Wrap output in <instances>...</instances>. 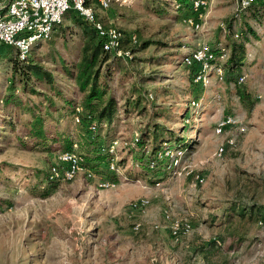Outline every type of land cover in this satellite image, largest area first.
<instances>
[{"label":"rangeland","instance_id":"1","mask_svg":"<svg viewBox=\"0 0 264 264\" xmlns=\"http://www.w3.org/2000/svg\"><path fill=\"white\" fill-rule=\"evenodd\" d=\"M181 1L186 2L126 0L102 9L91 0L97 18L120 28L124 47L134 53L109 75L105 66L100 78L120 107L113 122L103 125L101 139L105 147L117 139L118 147L108 161L84 164L73 180L52 182L49 173L65 150L63 138L77 142L78 152L86 141L73 112L84 92L65 70L79 58L85 40L80 28L68 11L52 38L30 54L29 62L53 72L59 94L46 85L27 92L20 84L14 91L45 116L46 144L29 134L32 114L2 100L17 56L15 47L3 46L0 264H264V210L254 219L229 217L237 204L264 206V11L255 15L254 9L240 7V0H212L196 28L185 21L193 10L178 6ZM246 32L237 82L229 76L207 88L194 82L197 67L182 61L186 52L203 44L231 46ZM228 112L247 131L219 158L216 150L226 139L214 127ZM5 117L13 125L3 122ZM155 126L168 139L156 151L159 165L147 172L136 162L146 149L152 152ZM145 130V146H140L136 138ZM180 147L186 152L170 166L174 158L167 150ZM109 162L119 169H110ZM198 174L204 182H197ZM103 180L116 185L102 187ZM143 198L150 203L135 205ZM185 222L192 224L190 231ZM176 224L181 225L177 233Z\"/></svg>","mask_w":264,"mask_h":264},{"label":"built area","instance_id":"2","mask_svg":"<svg viewBox=\"0 0 264 264\" xmlns=\"http://www.w3.org/2000/svg\"><path fill=\"white\" fill-rule=\"evenodd\" d=\"M212 0H191L192 14L186 17L185 21L193 27L200 28L202 10L207 8ZM259 0H240V7L247 9L253 2ZM102 9H109L113 3H123L126 0H96ZM181 4L178 3V6ZM76 10L80 15L92 21L99 35L104 37V47L106 50L124 55L131 59L133 52L131 48L124 47V33L114 25H107L99 20L96 9L91 0H0V56L3 46L12 45L17 48L24 57L40 42L52 38L54 30L62 24L65 14L70 9ZM201 9V11H199ZM239 33H235L238 37ZM138 41L137 36L132 37V42ZM230 56V47L225 43L214 45L203 44L192 51L186 52L182 56V61L189 66H196L194 82L207 88L214 83L215 79L225 80L227 76V62ZM245 76L241 77L244 80ZM83 106L76 105L75 121H82ZM89 129L94 134L98 129V123L93 121ZM247 131V126L239 120L232 112L225 113L216 123L214 132L218 136H223L226 140L220 142L216 150V155L222 158L229 147L237 145L239 135ZM166 143V142H165ZM118 147V140L113 139L108 149L115 152ZM187 148H170L168 154H172L173 160L170 166L177 165ZM106 150V147H103ZM109 168L118 170L114 162L108 163ZM154 166V164L152 165ZM84 167V158L76 150H60L57 154V161L50 168L49 178L54 181H69L77 177ZM198 183L205 181L201 174L196 176ZM160 181L157 182L160 185ZM102 187H112L116 185L114 180H103ZM150 200L143 198L135 205H148ZM180 224L175 225V233L178 232ZM186 231H190L192 224L185 222L183 225Z\"/></svg>","mask_w":264,"mask_h":264},{"label":"trees","instance_id":"3","mask_svg":"<svg viewBox=\"0 0 264 264\" xmlns=\"http://www.w3.org/2000/svg\"><path fill=\"white\" fill-rule=\"evenodd\" d=\"M184 1H186L184 4H187L188 8L192 11L191 0ZM180 4V6L184 5L182 1ZM247 9H254L255 15H258L260 11H264V0L253 2ZM69 11L71 13V17L74 19V24L80 28L79 33H81L85 39L81 47L78 60L71 61L65 65L67 73L75 80L79 90L84 92L83 101L80 103L83 106L84 112L82 113V121L78 123V125L85 129L84 137L86 141L80 142V144H83V150L78 153L83 156L85 165L90 164L92 166H98L100 163L108 161L113 153L110 152L108 147H106V150H103V147L106 145L104 146V142H102L100 131L104 124H111L113 122L120 108L118 99L113 95H108V86L105 82L102 83L100 78L103 74L105 66H107V74L109 75L113 67L117 64H124L123 61L128 63L131 59L124 55H118L117 53L106 50L104 47V37L98 34L93 22L80 15L72 8ZM238 37H240V34ZM247 38L248 36L246 32V38L233 40L231 46H229L230 56L227 62L228 71L226 77L228 78L229 76L228 79H230V81L237 82L238 76H236V73H238L239 76L241 75L240 71L246 57ZM32 50L27 52L23 57L21 52L16 48L17 56L13 60L8 93L3 96L2 100L6 105H18L24 111L30 112L32 114V118L28 121V125L30 127L29 134L36 138L40 144H46L48 138L46 134L45 116L40 112H37L36 106L25 105L22 100L14 96V91L20 84L22 85L24 91L27 92L29 90L37 92V86L45 85L50 87L51 90L56 91L58 94L61 92L55 83L56 78L53 72L41 63L29 62ZM132 52L134 53L133 48ZM27 62H29V64L21 66ZM75 111L76 106L74 107L73 112L75 113ZM2 121L13 125L11 117H5ZM93 121L98 123V129L94 134L89 129V125ZM147 133L148 131L145 132L144 135L141 133V135L136 138L138 145L145 146L143 136H146ZM152 134V152L151 150L146 149L145 153H142V156H139L138 162H136L137 166L142 167L147 172L154 171V168L159 165L157 162L158 159L156 151L162 145V142L167 141L166 139H168L164 138L166 136H164L163 129L159 126H155L153 128ZM63 139V147L65 150H75V145L78 146V143L73 142V140L69 137H65ZM185 146L188 145L186 144ZM129 149L133 152L136 151V148L133 146H129ZM153 164L155 166H152ZM49 180L54 182V180L50 178ZM233 210L235 212L232 215L230 214L229 217L239 216L240 219H244L248 216V218L254 219L255 214L260 215L262 213L264 206L255 207L237 204L234 205Z\"/></svg>","mask_w":264,"mask_h":264},{"label":"crops","instance_id":"4","mask_svg":"<svg viewBox=\"0 0 264 264\" xmlns=\"http://www.w3.org/2000/svg\"><path fill=\"white\" fill-rule=\"evenodd\" d=\"M243 67H244V65H243Z\"/></svg>","mask_w":264,"mask_h":264}]
</instances>
